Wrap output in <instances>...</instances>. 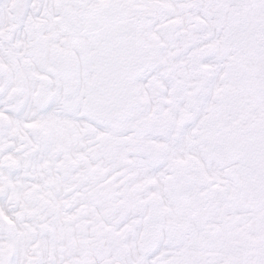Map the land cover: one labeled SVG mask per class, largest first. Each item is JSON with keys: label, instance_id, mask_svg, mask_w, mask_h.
<instances>
[{"label": "rangeland", "instance_id": "1", "mask_svg": "<svg viewBox=\"0 0 264 264\" xmlns=\"http://www.w3.org/2000/svg\"><path fill=\"white\" fill-rule=\"evenodd\" d=\"M97 10L105 12L102 18L85 25L83 21L95 10L86 12L78 27L90 33L100 31V37L92 42L86 54L89 58L85 59L76 47L70 48L69 59L60 53L55 60L61 67L49 63L56 67L53 73L56 82L50 86L58 83L62 87L81 78L84 90L100 63L114 72L121 60L123 65L128 63L131 77L135 75V80L145 83V97H137V106L127 119L114 120L108 125L101 123L105 133L86 123L78 138L64 137L56 148L50 146V127L25 125L22 131L11 135L10 139L18 146L8 164L0 149L1 189L6 188L4 182L9 173L25 171V178L31 181L28 173L33 157L39 156L46 162L36 173L41 177L38 187L30 184L22 195V206L12 215L15 229L21 232L16 243L27 245L35 236L46 237L45 264H130L122 243L126 234L132 254L140 256L136 264H264V233L256 228V223H251L252 230L242 231L239 239L231 240L233 230L245 224L244 217L239 215L232 220V216L223 213L230 223L222 225L215 215L209 219L212 225L204 228L208 219L180 213L182 201L170 191L168 175L183 170L190 187L198 191L204 180L192 158L186 161V167L184 162L165 164L168 149L154 141L156 137L178 139L208 95L209 69L198 66L205 54H218L213 69L227 70L238 79L251 76L247 72L254 67L264 69V0H106L104 8ZM128 25L135 27L134 36L125 35L124 28ZM215 34V44H204L188 52ZM110 35L113 37L109 38ZM73 41L71 38V45ZM163 48L168 50L166 57H160ZM137 51L142 54L139 60L133 58ZM41 57L45 58L42 52ZM178 58L182 63L175 65ZM85 63L91 70L84 71ZM73 66L77 67V79L70 77L66 69ZM177 70L182 71L180 76L175 75ZM26 76L29 77L27 71ZM186 78L195 82L189 84ZM32 82L35 84L37 79ZM164 85L170 87V100L164 98ZM222 85L224 90L225 80ZM9 87V83L0 87V107ZM47 88L43 83L41 90L52 95L46 92ZM20 89L18 96L21 94L25 100V91ZM250 94L256 95L253 89ZM22 99L16 100L17 113L23 107L19 108ZM74 99L70 96L64 101L61 109L67 110L62 109V113L79 109ZM260 99L264 100V92ZM150 101L154 109H149ZM181 102H185L184 111L179 109ZM8 127L6 117L0 113V137ZM246 145L250 153L256 154L250 143L242 141L234 149L235 156ZM119 151L122 155L117 158ZM161 164L166 166L160 182L167 191L164 193L168 207L160 204L156 194L149 196L154 187L152 182L143 179L142 183H134L137 175L144 176ZM257 165H264L263 158L258 156ZM211 188L206 189L212 190L219 206L243 208L247 202L244 196H237L238 184ZM129 223L130 226L124 227ZM1 232L6 234L7 246L0 249V264H9L8 245L12 235L0 217ZM141 233H145V239ZM218 243H221L219 248L215 247ZM28 255V264H39L36 249Z\"/></svg>", "mask_w": 264, "mask_h": 264}, {"label": "bare ground", "instance_id": "2", "mask_svg": "<svg viewBox=\"0 0 264 264\" xmlns=\"http://www.w3.org/2000/svg\"><path fill=\"white\" fill-rule=\"evenodd\" d=\"M13 1L0 0V67L4 74L0 77V87L1 85L5 86L6 83L11 85L16 80L23 79L24 77L21 76L19 69L20 66H24L27 68L30 77V80L24 82L26 95L30 98H28L18 117H13L11 113L5 112L9 127L6 129L4 136L0 137V149H2V157L5 158L6 164L11 161L13 151L18 146L15 140L10 139V137L12 134L22 131L26 124L31 123L50 127V146L56 148L64 137L78 138L79 130L84 122H88L84 119L85 116L71 117L62 113L61 107L63 106L60 104L61 87L58 83L50 86L52 82H56L53 74L56 67L49 65V63L56 65L57 68L61 67L62 65L57 64L55 58L63 53L69 59L71 57V47L73 49L74 47L78 48L77 51L82 52L84 58L86 57L93 40L87 29H78L79 23L82 21L81 17L86 12L95 10L98 12L94 11V14L87 16V20L83 22L85 25L96 22L105 13L103 10L99 11L97 9H103L106 2V0H28L27 10L23 13L24 25L13 31L9 42H2L1 37L7 27V18L13 7ZM66 29L73 31L74 34L65 35L64 31ZM126 33L128 36L130 35L129 31H126ZM67 37L69 39L73 38L74 44H66V48H61L60 44L64 43L68 39ZM111 37L113 36L110 35L109 38ZM216 39V34L212 35L206 43L198 44L188 52L198 49L204 44H215ZM34 44H40L37 49L42 52V55H45V58L43 57L42 61L39 60L38 64L30 57V54L34 53L32 48ZM174 51H171L170 54H173ZM167 52L168 50L165 48L161 49L160 57H166ZM217 55L205 54L198 62V66L214 68L217 64V61H215ZM88 58L87 56L85 59ZM219 58L221 59V57ZM175 63V65H178L182 63V60L178 58ZM76 68L73 66L66 69L69 71L68 74L73 76L77 75ZM85 70H91V67L86 63L84 65ZM252 70L247 72L251 76H244L245 79H238L237 76H233L224 69L216 70L212 86L201 108L199 117L185 125L178 139L162 140L160 137H156L154 140L157 143L164 144L168 149L165 164L171 162L183 163L192 158L200 166L201 172L204 173L207 179L220 181L225 174L229 173L235 182L242 186L244 198L247 202L243 208L238 209V216L245 218V224L242 225L241 230L238 227L233 230L231 240L239 239L242 231L250 230L252 222L256 223V228H261L264 233V165H256L253 169L251 166L238 162L234 154V149L238 144L246 141L254 147L256 154L264 160V100L260 99L262 92H264V84H261L262 79H264V69L254 67ZM181 73V70H177L175 75L180 76ZM48 74L51 80L40 78L48 76ZM35 78H40L48 87L50 86L49 91L53 94L50 105L44 109H40L32 103L31 97L35 85H37V83L34 85L32 82ZM224 80L226 87L221 90L223 87L222 81ZM187 82L192 84L195 81L188 78ZM82 84L81 82V87ZM134 84L139 96L145 97V83L137 79ZM164 87L165 98L167 97L168 86L164 85ZM38 89L40 90V86L37 87ZM252 89L256 93L255 96L250 94ZM84 90L81 88V94ZM41 93L44 96L43 91ZM153 107L155 106L150 101L149 109ZM94 126L99 133H105L102 126L98 124H94ZM121 155V151H119L116 157L119 158ZM45 163L39 156H35L30 160L31 173H28V176L31 181L25 178V171L8 174V187L4 195L0 197V216H4L9 222L12 220L16 208L22 206V195L29 190L30 184L38 187L41 177L36 173L45 167ZM165 167L164 165L160 169H150L144 176L137 175L134 183H142L143 179L152 182L154 187L151 192L153 191L152 193L160 198V202L164 207H168L164 193V191H167L160 182V176H163L166 172ZM180 173L181 180L188 181L186 175L182 171ZM191 205L200 212V197L198 194H195L191 199ZM224 210V207H220L219 203L213 200L208 213L205 212L204 218L209 220L210 218L213 219V215L220 214L218 219L223 220L225 224L230 223L227 222V217L222 215ZM211 225L212 222L209 220L203 226L208 228ZM237 233L238 235H236ZM46 241V237L41 239L35 236L27 241V245L15 243L11 251L14 255L9 264H24L28 259V252L33 251V249L38 251V263L45 264L46 250L43 245L46 244ZM0 244L2 246L5 244L2 238H0ZM220 246L221 243L215 245L217 248ZM139 260L140 256H134L131 253L130 264H136Z\"/></svg>", "mask_w": 264, "mask_h": 264}, {"label": "flooded vegetation", "instance_id": "3", "mask_svg": "<svg viewBox=\"0 0 264 264\" xmlns=\"http://www.w3.org/2000/svg\"><path fill=\"white\" fill-rule=\"evenodd\" d=\"M25 9L26 8L21 5V0H17L14 3L12 7V12L13 14L16 13L18 17H12L11 27L9 30H7L6 33L3 34V38L12 37L13 31L16 30L18 25L22 22L20 15ZM38 47H40V44H34L32 46V48L34 49V53L30 54V57L37 64L39 60L42 61V59H44L41 57V52L37 49ZM139 52L140 51H137L135 52V55H133V58L137 57L136 60H139L141 58L142 54ZM136 60L133 59V62H135ZM120 61L118 67L114 68V72H112L109 67H105L100 63V65H98V69H96L94 80L85 86L86 88L82 94L80 92L81 88H79L78 82L76 83L77 85L75 88L74 95L75 99L73 100V102L75 106L81 109L89 108V110H87V117L92 121L110 123L111 121L119 120L118 117L127 118L137 106L136 101L138 94L137 91L134 89L135 75L131 77V75H129L131 74V72L128 71L127 67L128 63L125 62V65H123ZM20 68H22V66H20ZM69 76L76 78V75ZM67 83L65 86H67ZM81 97H83V99L80 103H78V100ZM11 107H14V102H12ZM213 200L214 197L212 196L211 192L205 194L204 205L207 213ZM216 202L219 203L218 201ZM226 206L229 212L231 213L232 217L235 218L236 216H238L239 208H233L228 205ZM223 213L222 215H224ZM212 217L214 218L215 215H213ZM221 223L223 224L222 220ZM227 229H229V227H227ZM229 232L230 229L228 233ZM229 236L231 238L230 234Z\"/></svg>", "mask_w": 264, "mask_h": 264}, {"label": "water", "instance_id": "4", "mask_svg": "<svg viewBox=\"0 0 264 264\" xmlns=\"http://www.w3.org/2000/svg\"><path fill=\"white\" fill-rule=\"evenodd\" d=\"M72 89H73V87H72V86H69V87L63 92V94H64V95H69V94L71 93ZM14 95H15V94H12L11 97L14 96ZM40 96H41V94H40L39 92H36V93H35V101H37V100L40 98ZM11 97H8V100H10ZM49 102H50V98L45 99L44 102H43L42 104H40V107H41V108L44 107V106L47 105ZM176 180H178V176H176V177H174L173 179L170 180V183H171V189H172L173 191L176 190V187L174 186V182H175Z\"/></svg>", "mask_w": 264, "mask_h": 264}]
</instances>
